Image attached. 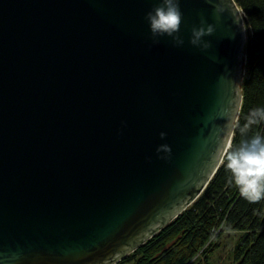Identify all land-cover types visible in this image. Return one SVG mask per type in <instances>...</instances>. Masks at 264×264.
I'll use <instances>...</instances> for the list:
<instances>
[{
  "label": "water",
  "instance_id": "water-1",
  "mask_svg": "<svg viewBox=\"0 0 264 264\" xmlns=\"http://www.w3.org/2000/svg\"><path fill=\"white\" fill-rule=\"evenodd\" d=\"M157 3L0 0V264H116L222 164L244 15L242 30L208 0H180L184 44H154L144 17ZM201 19L215 28L204 51L188 43Z\"/></svg>",
  "mask_w": 264,
  "mask_h": 264
},
{
  "label": "trees",
  "instance_id": "trees-1",
  "mask_svg": "<svg viewBox=\"0 0 264 264\" xmlns=\"http://www.w3.org/2000/svg\"><path fill=\"white\" fill-rule=\"evenodd\" d=\"M234 2L243 11L248 37L241 108L228 150L255 134L264 135V123L241 131L250 110L264 107V0ZM225 165L223 158L191 206L116 264H211L209 254L224 232L238 234L231 248V264H264V199H244L230 183L231 174ZM219 228L217 236L210 240Z\"/></svg>",
  "mask_w": 264,
  "mask_h": 264
},
{
  "label": "clouds",
  "instance_id": "clouds-1",
  "mask_svg": "<svg viewBox=\"0 0 264 264\" xmlns=\"http://www.w3.org/2000/svg\"><path fill=\"white\" fill-rule=\"evenodd\" d=\"M212 6L217 18L223 16L226 11L233 16V23H238L242 28L243 11L234 8L232 0H208ZM150 38L152 42L159 43L160 38H170L174 46L179 47L184 44V39L180 34L182 21V12L180 9V0H159L155 6L145 14ZM215 28L211 23H206L201 19L199 26L190 29L188 43L201 51L210 47L206 36L213 34ZM264 123V107L251 109L246 124L241 131H246L252 126ZM160 138L165 137L161 132ZM223 154L226 161L225 167L231 174L230 183L239 191L240 195L250 201L259 202L264 199V135L255 134L248 139L243 140L235 149L224 150L223 140L218 149ZM156 152L162 153L159 158L167 160L171 154V148L167 144H161L156 148ZM119 257L116 256L111 262L105 264H115Z\"/></svg>",
  "mask_w": 264,
  "mask_h": 264
},
{
  "label": "rangeland",
  "instance_id": "rangeland-1",
  "mask_svg": "<svg viewBox=\"0 0 264 264\" xmlns=\"http://www.w3.org/2000/svg\"><path fill=\"white\" fill-rule=\"evenodd\" d=\"M246 40H247V31ZM220 228L214 230L210 236V240H213L219 233ZM237 233L224 232L216 241L217 247L209 254L211 264H231V248L237 238ZM210 240L205 244H209ZM195 258V257H194Z\"/></svg>",
  "mask_w": 264,
  "mask_h": 264
}]
</instances>
